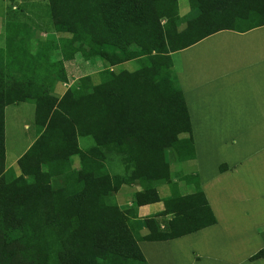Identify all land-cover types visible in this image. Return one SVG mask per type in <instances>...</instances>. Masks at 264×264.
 I'll use <instances>...</instances> for the list:
<instances>
[{
    "label": "trees",
    "instance_id": "obj_1",
    "mask_svg": "<svg viewBox=\"0 0 264 264\" xmlns=\"http://www.w3.org/2000/svg\"><path fill=\"white\" fill-rule=\"evenodd\" d=\"M188 1L190 12L180 16L178 0H48L53 29L68 35L57 43L34 42L28 24L6 20L0 47V264H144L138 241L169 240L215 223L198 184L192 195L164 200V213L173 217L163 231L159 222L145 220L147 237L134 213L115 200L123 183L168 179L167 156L177 150L173 122L188 114L170 53L220 30L264 24V0ZM53 50L60 58H52ZM78 53L107 66L96 82L82 76L59 96L54 87L67 82L64 62ZM132 62L137 68L122 67ZM21 102L35 105L39 127L18 161L26 162L22 174L33 182L21 174L20 183L9 184L4 109ZM141 133L149 137L152 172L112 175L102 150ZM78 136L91 139L92 148L80 149ZM134 198L140 205L157 195L153 189ZM262 256L263 249L252 259Z\"/></svg>",
    "mask_w": 264,
    "mask_h": 264
},
{
    "label": "crops",
    "instance_id": "obj_2",
    "mask_svg": "<svg viewBox=\"0 0 264 264\" xmlns=\"http://www.w3.org/2000/svg\"><path fill=\"white\" fill-rule=\"evenodd\" d=\"M222 34L227 36L219 38ZM216 37L218 41L209 42ZM181 52L185 55L176 66L173 57ZM170 55L188 113L173 122L177 150L174 158L172 151L167 156L170 166L177 159L180 169H169L168 179L156 183L121 184L117 202L134 213L144 236L149 234L145 220L159 222L157 228L163 231L172 219V213H164L166 198L192 195L198 184L215 223L169 240L138 241L144 264H264V256L252 259L264 250V24L243 32L220 30ZM30 107H34L33 133L11 163H17L36 141L39 127L33 103L4 109L17 116ZM9 145L14 148L11 141ZM102 152L112 175L152 172L145 133L112 143ZM153 189L155 201L135 205L136 193Z\"/></svg>",
    "mask_w": 264,
    "mask_h": 264
},
{
    "label": "rangeland",
    "instance_id": "obj_3",
    "mask_svg": "<svg viewBox=\"0 0 264 264\" xmlns=\"http://www.w3.org/2000/svg\"><path fill=\"white\" fill-rule=\"evenodd\" d=\"M188 3H189L188 0H178V14L180 16L186 15L189 12ZM47 6H48V0H0V46H4L6 41L5 22L7 19H11V18H14L17 21H21L29 25L31 29L32 40L34 42L50 40L53 41L54 43H57L59 38L68 36L65 33H59L53 29L51 18L47 15L48 12ZM224 36L227 35L222 34L218 37L222 38ZM232 36L233 35H231V37ZM219 38L217 37L212 38L209 42L218 41ZM51 55L52 58H57V59L60 58L58 50H53L51 52ZM184 55L185 53L183 52L174 55L173 58L176 62V66L178 65L179 58L184 57ZM128 64H125L122 67L127 66V69L129 70H133L137 68L135 62ZM106 66L107 63L102 58H93L90 61L89 60L86 61L82 57V55L78 53L73 60L67 62L66 72H68L67 74H69V77L67 78L66 84H64L63 82H58L54 87V93H56L59 96H62L63 93L68 88H70L72 85L76 83L77 80L74 79L80 77L81 75H91L96 82L97 81V78L95 77L96 73ZM69 78H70V82H69ZM30 110L32 111L31 113ZM30 110L22 109L20 110L21 112H19V115L17 116H13L14 114H10L12 109L4 110L5 121H6L5 146H6V154H7V162L5 160V163H7L5 164V171L8 170L9 168H12L13 170V173L10 175L11 177L10 179L8 176H7L8 178L7 177L4 178L10 180L9 184L20 183L19 177L21 176L23 170H28L27 169L28 166L26 162L22 161L21 163L20 162L18 163L19 161L18 160L17 163L15 162L11 163L10 160L15 158L17 154H20L22 153V151H24L29 141V138L31 137L29 135L33 133L34 124H32L31 119H33L34 116V107H30ZM23 123L31 125V128L27 130L26 128H24ZM9 141L13 143L14 148L10 147ZM77 144L80 149L86 150L92 148L93 142L92 140L87 141L86 139H83V137L78 136ZM174 157L175 155L173 154L172 158ZM73 163H74L73 168L78 166V159L76 157H73ZM168 163H169V169H171L172 171L180 169L177 159L172 160L171 166L169 160ZM24 176L27 184L28 182L32 181V178H30L28 175H24ZM21 184H23V182ZM115 200L117 202L116 194H115ZM118 206L120 209L123 208V206L119 204ZM144 236L147 237L148 234Z\"/></svg>",
    "mask_w": 264,
    "mask_h": 264
}]
</instances>
